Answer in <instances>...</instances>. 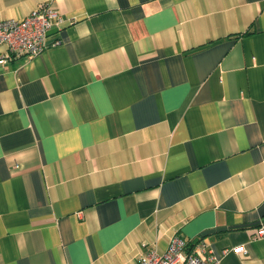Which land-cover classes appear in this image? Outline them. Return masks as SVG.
<instances>
[{
	"label": "crops",
	"instance_id": "1",
	"mask_svg": "<svg viewBox=\"0 0 264 264\" xmlns=\"http://www.w3.org/2000/svg\"><path fill=\"white\" fill-rule=\"evenodd\" d=\"M39 3L61 19L44 49L0 63V264H134L173 236L264 264V0H0V20Z\"/></svg>",
	"mask_w": 264,
	"mask_h": 264
},
{
	"label": "built area",
	"instance_id": "2",
	"mask_svg": "<svg viewBox=\"0 0 264 264\" xmlns=\"http://www.w3.org/2000/svg\"><path fill=\"white\" fill-rule=\"evenodd\" d=\"M61 22L57 10L47 3H39L25 17L19 20H0V45L5 46V54L0 56V63L12 58L31 57L45 47V36L48 29ZM54 40L53 43H58ZM258 229L255 236H262ZM181 238L173 236L165 249L158 253L152 249L145 251L136 258L134 264H218L217 259L198 243L194 251L185 252ZM231 251L244 253L242 247H233Z\"/></svg>",
	"mask_w": 264,
	"mask_h": 264
},
{
	"label": "trees",
	"instance_id": "3",
	"mask_svg": "<svg viewBox=\"0 0 264 264\" xmlns=\"http://www.w3.org/2000/svg\"><path fill=\"white\" fill-rule=\"evenodd\" d=\"M181 239L184 242V246H185L184 251L185 252L194 251L193 249H194L195 245H197L200 242V240H197L194 244H192V246L187 247V241L185 239H183V238H181Z\"/></svg>",
	"mask_w": 264,
	"mask_h": 264
}]
</instances>
